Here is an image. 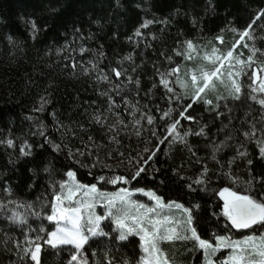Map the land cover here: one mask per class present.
<instances>
[{"label":"trees","instance_id":"16d2710c","mask_svg":"<svg viewBox=\"0 0 264 264\" xmlns=\"http://www.w3.org/2000/svg\"><path fill=\"white\" fill-rule=\"evenodd\" d=\"M261 10L264 0H0V203L10 204L8 208L0 206V264H29L27 259L21 260L18 245L26 234L44 238L52 229V223L47 222L52 197L69 168L77 173L75 178L81 184L96 183L99 190L150 188L165 203L175 200L185 207L198 204L193 215L201 238L215 233L242 235L246 230L235 229L223 216L217 194L220 188L230 187L264 198V184L245 183L249 169L253 177L264 176V158L260 155L264 106L253 99L248 83L242 85L238 100L228 93L212 92L207 95L211 105L204 103L205 98L193 101L190 95L170 100L184 90L174 84V91L168 92L158 73L177 65L181 70L189 63L185 61L187 41L199 49H228L250 23L253 27L247 41L264 53V19L256 17ZM29 20L37 24L34 37ZM145 21L151 23L141 27ZM217 36L223 41L216 40ZM87 65L93 70L84 74L82 69ZM113 69L122 75L117 77ZM99 75H106L108 83ZM109 96L114 102L111 105ZM187 104L192 106L186 115L195 117V121L180 118L177 131L183 135L191 129L186 140L195 156L178 141L165 154L167 141L172 139L166 126ZM169 109V117L161 119ZM98 111L108 112V117L114 114L116 119L118 113L123 123L104 132L92 119ZM147 115L155 118L152 124ZM133 119L142 122L150 149L161 144L147 166L151 174L117 184L95 180L99 175L131 173L104 165L109 152L114 156L120 153L123 159L130 151L135 152ZM200 127L206 135L196 134ZM246 131L249 137L243 135ZM88 137L93 138V145H101L99 152L96 147L90 149L91 156L86 149ZM109 137H115L119 144ZM9 139L12 145L6 143ZM47 140L66 147L56 151ZM25 141L32 146L26 149L30 155H21ZM221 141L225 146L216 156L222 163L237 151L246 153L231 167L232 175L240 178L235 183L210 158L211 145ZM69 148L85 151L83 157H77L80 163L69 157ZM97 155L100 160L94 164ZM205 166L209 169L207 182L197 185L195 177ZM173 168L180 174H174ZM15 211L22 221L9 219ZM107 225L103 223L102 228L108 235H97L83 248L88 264H111L105 253L115 264L124 260L135 264L140 254L137 240L129 236L118 240ZM72 252L69 247L48 248L41 253V264H68Z\"/></svg>","mask_w":264,"mask_h":264},{"label":"snow or ice","instance_id":"6c2138e0","mask_svg":"<svg viewBox=\"0 0 264 264\" xmlns=\"http://www.w3.org/2000/svg\"><path fill=\"white\" fill-rule=\"evenodd\" d=\"M256 17L264 19V10H261L256 13ZM255 19V17H254ZM30 31L33 37L36 35L37 24L34 20H29ZM151 23V21H145L141 27H146L147 24ZM253 25L250 23L247 27L243 29L239 33L241 39L246 36H250V30ZM137 34H139V29H137ZM218 41H223L222 36L215 37ZM9 42H12V37H8ZM241 41L237 40L231 48H228L224 51L213 47L211 53H205L204 59L213 62V67L211 69H205L203 67H198L197 69L188 68L186 71V75L190 76V87L191 91L189 92V82L186 79H181L178 75L180 71V66L177 65L174 68H169L166 73H158L161 77L160 83L165 86L168 92H173L174 89L170 88L169 81L167 79L168 76L177 75L176 83L179 84L180 88L184 90L182 94L174 95L170 97L171 99H182L184 95H190V98L193 101L197 99H203L204 94L207 91L212 90L215 91L216 83L215 81H219L220 83H224V76L227 75L228 81L230 82L231 87L229 88V95L233 99H240V94L242 90V82H238V78L246 73L247 66L253 62V56L249 55L247 61L240 59L238 55L233 52V49L236 48V45ZM187 48L189 50H195V46L192 41L186 42ZM247 47V45H245ZM81 52L84 51L83 48L80 49ZM253 52L256 49H252ZM220 53L217 55V53ZM187 55V54H186ZM130 57H125V59H129ZM188 59H192L191 55H187ZM171 60V57H168ZM89 64H92L89 61ZM95 68V65H93ZM85 72H88L89 69L85 68ZM115 72L116 76L119 77L122 73L116 69L112 70ZM197 72L199 74H197ZM257 72H264V63H261L259 69L252 70L251 78L252 85H255L257 81L259 82V87H253V91H258L264 93V76H258ZM101 80H107L108 77L106 75L100 76ZM138 82V81H137ZM120 85H116V88L119 89ZM106 94V93H105ZM119 94V93H118ZM223 97L217 96L216 99H222ZM43 103H47V101L43 100ZM109 103H114L112 101L111 96L108 97ZM255 99V97H253ZM205 104L211 105V100H204ZM258 103L261 106H264V99H260ZM191 104H187L182 106L183 110L179 112V117L173 119L171 123L166 126L168 133H174L172 139L168 140L167 143L169 145L168 148H165V154H167L170 150V146L179 142L184 144L185 147L188 148L189 152L195 156V153L192 151V146L188 145L186 137L188 136L191 129L185 131L183 135L176 133V128L180 124V118H186L189 121H195V117L191 115H186L188 109L191 108ZM135 108V106H133ZM172 109L165 111L161 119L165 117H169ZM142 115H146L143 114ZM217 116H220L221 113L219 111L216 112ZM93 119L98 123H103V119L101 115H96ZM155 118L152 115H147V120L149 124H152ZM264 119V117H262ZM117 122L123 123L119 118V114L117 113ZM133 124H139V120L133 119ZM114 125H109V127H113ZM83 127V126H81ZM255 129L253 128V131ZM137 136L140 135V130L137 129ZM197 135H206L204 127H200ZM243 135L245 137H249V132H244ZM153 136H156V133L153 132ZM230 137H226V140ZM114 143L119 144V141L116 140L115 137H109ZM159 139V138H158ZM93 140L92 137H88V142H86V149L89 150L88 155L91 156V151L93 147H96L97 152H99V145H93L90 143ZM49 144L53 147L54 150L60 151L62 147H66V145L58 144L52 140H47ZM6 143L8 145H12L13 141L11 139L7 140ZM225 146V141H221L220 144L211 145L212 155L211 160L215 163L220 164L221 171L224 176L231 179L234 183L237 182L240 178L233 176L231 167L237 157H245L246 153L237 151L236 155L230 158L226 163H222L217 160L216 154L223 149ZM31 145L28 144L27 141L20 147L21 155H30V151H26V149H31ZM161 147V144L157 143L155 145V149H149L145 147L142 151L143 153L152 152L147 156V159H143L140 153H137L136 158H130L128 163L133 165V160H137V163L133 165V171L128 175H114L112 177L106 175L95 176L94 179L98 181H104L105 183L117 184L118 182H129L136 181L138 177L143 173H149L150 169L147 167L149 162L153 160V155L155 151ZM68 155L70 158L76 160V163H80V160L77 157H83L85 155V151L79 148L73 150L69 148ZM111 154L109 153V156ZM260 155L261 158H264V142H261L260 146ZM94 164L100 160L99 155L93 158ZM142 161V162H140ZM199 163V160H197ZM247 164L251 165L252 161L247 160ZM82 167H88L87 165H82ZM104 167H110L109 165H104ZM44 171H48L47 167ZM156 171H159L156 169ZM173 173L179 175V170L177 168L172 169ZM209 169L207 166L201 169V174L196 177L195 183L197 185L206 183ZM249 178L245 181L246 184L251 185L257 181L261 184H264V176H251V169H249ZM91 174V173H89ZM69 180H61L59 181L60 191L56 192L51 201L52 212L47 216L49 221H56L57 227L54 231L47 232V239L41 243L40 237L29 238L25 235L26 246L21 250V260L27 259L29 264H41V253L43 244L50 245L55 248L58 245H74L75 250L71 253L70 260L68 264H88V261L84 259L82 256L78 255L81 252L82 247L88 242L89 238L96 235H108L103 232L101 228L100 222L104 219V217L95 215L94 212H91L92 204L88 203H80L79 207L76 208H66L63 206V201L72 200L76 193L83 191L85 198L87 197H103L104 202L106 203L109 212V215L113 223L116 225L117 230L119 231L118 240L127 239L128 234L135 233L139 236L141 242V249L144 255L141 256L138 264H172V262L168 259L164 251L159 246L164 241H174L177 239L182 240H193L195 242L196 247L204 250L205 254V264H216V261L212 258L216 250L226 247H231L233 250V254L231 256V264H264V233H261L259 236L249 235L244 236L241 240H230L228 237L223 235H216L215 244L210 243L209 239L201 238V235L198 234L197 228L195 227V218L193 215V209L199 208L198 204H191L189 207H185L184 204L179 203L178 201L172 200L168 201L167 204H164L162 198L152 190L147 189V194L156 201V206L149 208L145 205L139 204L136 201L131 200L130 194L132 191L134 192H144V188H119L116 192L113 193H102L99 192L96 183L91 184H81L79 181L75 179L77 173L73 171L72 168H69L66 172ZM163 183V181H161ZM53 187H55V182L53 183ZM187 187L190 190L192 188V184H188ZM67 189V195L64 194V190ZM75 189V191H73ZM7 191V189H5ZM218 195L223 200V207L221 209L223 216L230 222L231 226L235 229H249L252 230L253 226L258 225L260 228H264V198H256L252 194H242L239 191H233L230 187H223L219 189ZM175 208L180 210L183 219H172L167 215H160L157 212L158 208ZM82 208L89 209V214L87 216V226L82 223L83 213L81 212ZM135 213V214H133ZM38 215V213H37ZM10 220L13 221H22L23 217L19 214H14L9 217ZM63 221V224L61 223ZM173 226H169V224ZM43 231V229H40ZM19 246V245H18ZM105 258L108 259L111 264H115L112 261L111 256L108 253H105ZM122 264H128L127 260L122 261ZM226 264L228 262L226 261Z\"/></svg>","mask_w":264,"mask_h":264},{"label":"rangeland","instance_id":"374dc122","mask_svg":"<svg viewBox=\"0 0 264 264\" xmlns=\"http://www.w3.org/2000/svg\"><path fill=\"white\" fill-rule=\"evenodd\" d=\"M248 38H249V36H246L243 39H241L240 35H238V38L236 39V41L240 40L241 42L236 45L235 49H233V52L236 55H238L240 57V59H242V60L247 61V58H248L249 55L253 56V62H251L250 65L247 66L246 73L238 78V82H242V85H245V84L248 83L249 86H250V89L252 91V96L255 97V99L257 101H259L260 99H264V93H261V92H258V91H253V87H256V88L259 87V82L257 81V83L255 85H252L251 73H252V70L259 69L261 63H264V53L258 51L255 48L254 45L248 43V41H247ZM245 45H247V47H245ZM216 48L220 49L221 51L226 50L225 48H218V47H216ZM252 49H256V51L253 52ZM211 50L212 49L206 50L205 48L199 49V48L195 47V50L193 51V50H189L187 48V53L186 54L187 55H191L192 59H188L187 55H186L185 61L187 60V61H189V63L188 64L186 63L187 65L185 64L184 66H182V68L179 71L178 75L180 76L181 79L188 80V82H189L188 91L189 92L191 91V87H190V76L186 75L187 69L188 68L197 69L198 67H203L205 69H211L213 67V62L209 61V60H205L203 58L204 54L205 53H209L210 54ZM219 54L220 53L218 52L217 55H219ZM91 66L92 65H87L85 67V68L89 69L88 72L84 71L85 68L82 69V72L84 74H88L91 71V69H92ZM197 74H199V73L197 72ZM257 75L258 76H264V72H257ZM100 76L101 75L98 76L99 79H100ZM243 77L246 78L245 81H244ZM94 78H96V77H94ZM167 79L169 81V85L168 86L170 88L174 89L173 88L174 84H177L179 86V84L176 83V79H177V75L176 74L168 76ZM101 81L104 82V83L107 82L106 80H101ZM215 83H216L215 91H212V90L207 91L206 94H204L203 98L207 99V95L210 92L216 93L218 95L219 94H223V93H228L229 94V88L231 87V85H230V82L228 81V78H227L226 74L224 76V83H220L218 80L215 81ZM107 85H109V84H107ZM105 87H107L106 84H105ZM107 88L109 89L110 87H107ZM179 88H180V86H179ZM103 114L105 115V119H103V123H98V122H96L93 119L94 116L101 115V117H102ZM92 119L94 120V122L98 126H100V128H103L104 132H106L108 129L113 131L116 128H118V126H120L119 123L117 122L116 116L113 114V115L108 117V112H104V113L102 112L101 113L100 111H98L97 113L92 115ZM109 125H114V126L113 127H109ZM133 129L134 130H132V137H133V140H134L135 143H134V147H132V148H134L133 150L135 152L132 153L130 151L129 152V157L124 158V159L121 158L120 153H118V154H116L114 156V154L109 152L111 155L109 156V154H108L107 155L108 157L105 158L106 165L121 167V168L125 169L127 172H132L133 171V165H135L137 163V160L134 159L133 160V165H130L128 163V160L130 158H136L137 157V153H140L141 156L143 157V159H147V156L150 153H143L142 150L145 147H148L150 149V145H149V141H148V138L146 136V133H145V130H144L142 122L139 121V124H135V127ZM137 129L140 130V135L139 136H137L135 134ZM176 133H178L177 128H176ZM168 134L171 135L172 137L174 135V133H168ZM110 136H112V135H110ZM113 151H115V150H113ZM140 162H142V161H140ZM196 177H195V180H196ZM61 180H69V177H67L66 172L64 173L63 178L60 179L59 181H61ZM56 187H57V191H54L53 196L55 195L56 192H59L61 190L60 187H59V183H58V185ZM119 188H128V187L122 186V187H119ZM119 188H117V189H115L113 191H103V190H99V189L98 190H99V192H102V193H113V192H116ZM73 191H75V189H73ZM64 194L65 195L68 194L67 193V189L64 190ZM217 196L220 198V200L222 202V205H223L222 198L218 194H217ZM130 198H131V200L136 201L139 204L145 205V206H147L149 208H152V207L156 206V201H154L147 194V190H145L144 192H134V191H132L131 194H130ZM81 202L86 203V204H88V203L92 204V208H91L90 211L94 212L95 215H97V216L104 217V219L100 222L101 228H102V224L103 223H105V224L108 223L107 227H111L112 231L117 235V237L119 236L120 233L117 230L116 225L113 223L112 218L109 215H107V213L109 212V209H108L106 203L104 202L103 197H100V196L91 197L90 196V197L85 198L84 192L81 191V192L76 193L75 197L72 200L63 201V206L66 207V208H76V207L80 206ZM164 204H167V203L164 202ZM0 206H4V208L5 207L8 208V206H10V204H8V202H6L5 204L4 203L3 204L0 203ZM51 212H52V208L50 209V213L49 214H51ZM81 212L83 213L82 223H84L85 226H87V216L89 214V209L82 208ZM157 212L160 215L170 216L172 219H183V215H182L181 211L175 209L174 207L173 208H166V207L165 208H158ZM16 213L17 212L15 211V212L12 213V215H14ZM133 214H135V213H133ZM47 222L48 223H52V225H53L52 229L50 231H48V232L54 231L56 229V227H57V222L56 221H49L48 219H47ZM61 223L63 224V221H61ZM169 226H173V225L170 223ZM104 231H105V228L103 229V232ZM261 233H264V231H259V228H257L256 226H253L252 230L246 229V231L242 235H238L237 236V235L232 234V235L228 236V235H225V234H222V233H215V234H212L211 237H206V238H203V239H209L210 243L215 244L216 235L226 236L230 240H241L244 236H249V235L259 236ZM198 234H199V232H198ZM27 236L29 238H35L36 237V235H27ZM96 236L90 237L89 240L95 238ZM128 236L129 237H134L137 240V244H138V248H139L140 254H139L135 264H138V262L140 261L141 256L144 255V253L142 252V249H141L140 238L135 233H130V234H128ZM46 239H47V235H45L44 238L40 237L41 243H43V241L46 240ZM22 240H21V242H20V244L18 246V252L20 254V257L22 255V251L21 250L26 246V243H27L26 240H25V236H24V239H22ZM89 240L84 246H86L89 243ZM84 246L82 247L81 252L78 255H80L84 259L88 260L87 253L83 251ZM159 246L164 251V253L168 257V259L172 262V264H205L204 250L203 249H199L198 247H196L195 242L193 240H191V239L190 240L177 239V240H174V241H164ZM61 247H69L70 249H72V251L75 250L74 245H58L55 248H61ZM48 248H53V247L50 246V245L43 244L42 251H46ZM232 254H233V250L231 249V247H226V248H221V249L216 250V252L214 253L212 258L216 261V264H226V261L228 262V264H231V256H232ZM66 262H69V261L67 260Z\"/></svg>","mask_w":264,"mask_h":264},{"label":"water","instance_id":"95a60500","mask_svg":"<svg viewBox=\"0 0 264 264\" xmlns=\"http://www.w3.org/2000/svg\"><path fill=\"white\" fill-rule=\"evenodd\" d=\"M230 223V222H229ZM243 230H246V229H243Z\"/></svg>","mask_w":264,"mask_h":264}]
</instances>
